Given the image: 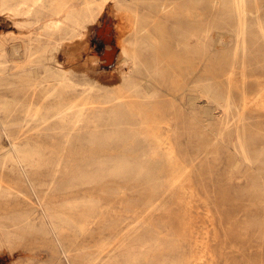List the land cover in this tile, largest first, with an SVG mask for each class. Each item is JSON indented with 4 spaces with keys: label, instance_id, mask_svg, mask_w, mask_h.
<instances>
[{
    "label": "rangeland",
    "instance_id": "rangeland-1",
    "mask_svg": "<svg viewBox=\"0 0 264 264\" xmlns=\"http://www.w3.org/2000/svg\"><path fill=\"white\" fill-rule=\"evenodd\" d=\"M204 5L205 30L201 32L207 37L202 38L206 41L202 54L192 32L194 26L190 36L185 37L180 30L183 24L160 14L151 19L142 4L138 6L155 42L141 45L138 70L119 62V46L122 42L129 43L131 37L126 35L118 41L115 31L119 20L110 10H104L99 24L85 42L66 41L54 52L56 68L75 77H86L104 88L92 91L89 96L82 94L81 88L77 89L76 94L83 102L76 110L84 108L83 122L65 130L46 126L38 134L20 137L21 142L36 150L29 164L4 162L3 150H0L3 192L0 222L15 221L16 226H10L9 230L21 233L12 247H0V264H148L143 258L132 262L131 257L146 252L143 241L151 234L158 233L165 240L174 236L183 202L172 186L177 174L168 166L165 144L153 140L144 114H153L161 122H175L181 133L189 126L190 113L197 117L196 121H202V133L173 136L170 144L176 151V160L187 165L188 185L202 196L207 195L211 205L202 206V201L190 203L194 232L200 233V222L206 213H213L219 229L220 210L224 226L220 228V240L225 244L224 254H229L218 260V264H264V236L259 235L257 224L252 231L246 229L255 208L248 211L246 205H237L239 200L233 196L235 189L228 179L232 176L231 148L236 143V134L226 136L225 144L219 143L217 137L222 127L219 121L226 117L219 104L229 96L232 110L228 118L233 121L238 118L236 107L240 106L242 92L251 99L259 92L260 82H264V38L260 33L264 29V0H243L246 29L243 45L236 38L239 20L234 0H205ZM28 20L26 16L3 12L0 5V40L6 43V50L22 39L27 40L44 22L42 19L39 25H30ZM218 34L219 37L227 35V42L218 44L215 37ZM112 48H115L113 55L106 57L113 52ZM21 56L15 59L18 63L26 61L25 55ZM7 59L14 58L8 54ZM191 68L193 71L185 76L184 72ZM29 69L26 67L25 71ZM196 70L203 74L204 84L208 85L205 88L195 87ZM37 71L41 74L42 69L38 66ZM229 76L233 83L230 90ZM122 77L137 85V93L128 92ZM171 80L174 83L170 84ZM116 85L122 96L130 97L93 109L92 97L99 99L114 93ZM13 93L34 111H43L49 105L44 87L0 89V94L11 96ZM110 115H122L126 123L124 133L116 140H109L104 134L93 140L96 118L105 121ZM244 115L246 129L255 137L253 149L262 151L264 116L253 107ZM111 129L110 124L102 126L101 131ZM162 141L168 142L165 137ZM9 142L0 137V149L4 145L7 148ZM119 162L126 166L142 165L144 173L130 170L107 176V171L99 170L101 166L108 169ZM239 168L241 172L232 171L233 176H247L246 167ZM43 209L56 211L59 218L49 220ZM253 218L255 223L257 217ZM26 222L28 227L22 228ZM54 224L59 225V231L54 230ZM155 261L149 258L148 262Z\"/></svg>",
    "mask_w": 264,
    "mask_h": 264
},
{
    "label": "bare ground",
    "instance_id": "bare-ground-1",
    "mask_svg": "<svg viewBox=\"0 0 264 264\" xmlns=\"http://www.w3.org/2000/svg\"><path fill=\"white\" fill-rule=\"evenodd\" d=\"M138 4H142L147 9L150 14L149 18L151 19L160 14L162 16H169L173 22L177 21L183 24L180 30L185 37L190 36L191 27L194 26L192 32L197 38L198 50L199 53H203L206 41L202 40V38L204 37L205 39L207 37L204 32L203 34L201 32L205 30L203 28L205 21V0H1L0 5L3 12H9L14 16H26L29 18L27 22L30 25H39L42 19H44V22L37 28L38 31L33 33L27 40H20L19 43L12 45L9 50H6L4 40H0V89L15 90L17 88L44 87L47 101H49V105L42 109L43 111H34L31 105L23 104L19 101L14 95L15 92L11 96L0 94V137L10 141L7 148H4V145L0 149L3 150L4 162H11L15 165H26L36 155V150L31 148L29 144L19 140L21 136L25 134H38L46 126L65 130L67 127L85 120L86 117L82 111L84 108L76 110L80 102H83L81 98L79 100V94H76L77 89L81 88L82 94L86 93L85 96H89L92 91L104 88V86H99L95 81L89 80L86 77H75L72 73L68 74L59 70L56 68V64H54L56 60L53 59V54L66 41L83 40L85 42L94 26L99 24V19L101 20L100 17L104 10H110L113 13L112 16L119 20V26L115 31L116 35H118V41L123 40L126 35H130L131 37L129 43L124 44L122 42L119 46L120 52L118 55L121 56L119 62L122 63V66L128 65L134 70L139 69L138 60L141 45H144L146 42L154 44L155 40L148 27V22L145 21V17L141 14ZM130 5H135L136 8L133 9ZM234 5L237 13L236 17L239 20L236 38L243 45L246 34L243 22V0H234ZM260 33L264 38V29H261ZM215 37L218 44L219 42H227V35L219 37L218 34ZM80 48L82 47L80 46ZM112 51L106 57L111 54L113 55L115 48H112ZM8 54L14 59L8 60ZM22 54L25 55L26 61L18 63L15 59L21 58ZM38 66L42 69L41 74L37 71ZM119 66L121 68V64ZM187 66L191 67L190 64ZM26 67L30 69L25 71ZM13 69L15 70L13 71ZM192 71V68L187 69L184 72L185 76L189 75ZM196 73L194 78L197 84H195V87L202 89L208 86L204 84L201 71L198 72L196 70ZM244 80L243 78L242 84H244ZM121 81L125 83L129 93H137V85L130 82L128 77H122ZM169 83L172 84L174 81ZM189 83L191 82L189 81ZM227 83L230 90L233 84L230 76L227 78ZM113 87L115 88L114 93H107L99 99L92 97L90 104L93 109H102L106 104L114 100H118L119 98L128 99L130 97L122 96L118 85ZM171 93L173 92L171 91ZM190 105L188 107L192 108L193 106L191 107ZM219 107L225 111L226 115L223 118L224 120L219 121V124L222 125L219 128V135L217 136L219 143L225 144L226 136L230 133L236 134L237 137L236 143L231 148L234 156L232 169L230 170L232 176V171L241 172L239 167L242 165L246 167L245 172L247 173L245 177H228L232 184L231 186H233L232 188L235 189L233 196L239 200L237 205H246L248 211H251V207L252 209L255 208V212L251 214L252 216H250L246 223V229L252 231L257 224L259 235L264 236V148L259 152L254 151L253 142L255 137L249 134V130L247 131L246 117L244 115L246 110L253 107L254 111L264 116V82H260L259 92L251 99L242 92L240 106L236 107L237 119L230 121L228 118L232 110L229 96L224 99L223 104H219ZM190 114L188 117L189 126H186L185 130L181 133L177 131L178 127L175 122H161L153 114H144L153 140L160 143V145L165 144L168 166L172 168L174 175L177 174L173 178L174 185L172 186L180 196L179 199L182 200L183 204L182 213L176 218L177 225L174 236L165 240L160 239L158 233L149 235L143 241V244L147 247L146 252H139L133 255L131 257L132 262H137L143 258L149 264L150 258L154 259V261L157 259L153 264H218V260L220 262L222 258L226 257L225 255L228 256L229 254V252L224 254L225 244L220 240L222 238L220 228L223 229L224 227L220 210L219 229L217 219L213 213L211 215L206 213V216H203L202 223L200 222L201 228L199 227V234L194 232L195 228L190 218L192 210L190 207L191 202L197 203L198 201H202V206L211 207L207 195L202 196L195 188L188 185L190 180L186 174L188 173L187 165L176 160V151L172 144H170V139L173 136L202 133V121H196L197 117L192 116V113ZM96 121L94 131L91 134L93 140L100 138L103 134L109 140H116L124 133L123 131L126 128L122 115H110L108 118H105V121L102 118H96ZM229 122H233V124H229ZM110 124L113 126V129L106 130L103 133L101 131L102 126L108 127ZM162 137H165V140L168 142H163ZM104 167H99V170L102 172L107 171V176L122 174L130 170H134L138 174L144 173V168L139 164L126 166L122 162H119L108 169ZM241 183H244V185H241ZM2 194L3 192L0 187V195ZM197 198L200 200H197ZM73 204L75 205V202ZM151 205L154 208V202ZM217 211L215 209L216 213ZM44 213L51 221L59 218L56 211L45 209ZM253 216L257 217L255 223L252 222L255 218L251 220ZM10 226H16L15 221L7 219L0 222V247H12L14 241L18 240L21 235V233L15 231L11 232L9 230ZM23 227H28L27 222L23 224ZM54 230L59 231V225L54 224Z\"/></svg>",
    "mask_w": 264,
    "mask_h": 264
}]
</instances>
